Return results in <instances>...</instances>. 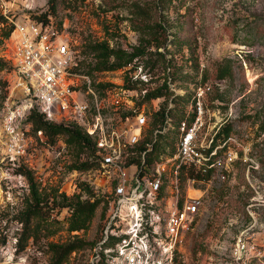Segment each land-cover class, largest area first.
Listing matches in <instances>:
<instances>
[{"label":"rangeland","instance_id":"rangeland-1","mask_svg":"<svg viewBox=\"0 0 264 264\" xmlns=\"http://www.w3.org/2000/svg\"><path fill=\"white\" fill-rule=\"evenodd\" d=\"M3 2L10 6L14 20H24L25 14L49 12L53 22L61 24L75 50L79 71L89 77L107 121L116 122L129 111L143 113L149 121L163 105L171 106L177 118L190 116L195 88L199 84L208 87L201 99L202 136L209 139L220 127L229 126L228 136L235 140L229 146L236 157L228 161L224 180L213 177L193 184L196 190L190 194L201 196V203L177 264H235L232 247L244 230L263 241L264 0H54V11L49 9V0H0V11ZM135 5L140 6L145 22L139 30L135 29L132 15ZM3 25L11 26L8 19ZM3 25L0 24V33ZM141 37L149 43H143L144 53L130 64L114 70L99 69L100 58L90 46L108 42L110 48L131 52ZM157 52L163 53L165 59ZM226 59L231 71L218 78L216 69ZM128 77L144 83L136 84L134 89L124 88ZM163 84L166 95L142 101L146 91ZM12 88L10 67L0 71V264H49L52 253L47 244L72 241L82 245L63 264H92L108 214L106 201L99 203L83 231L67 230L69 209L62 206V194L80 195L83 200L101 198L106 193L95 168L80 167L93 162L91 147L81 148L69 142L66 134L50 141L43 132L34 133L23 119L27 151L16 165L29 171L32 180L15 174L13 165L4 158L6 138L2 130L5 103L19 102ZM121 88L127 89L123 96L127 99L126 109L109 105L114 100L112 95ZM176 95L181 99L173 101ZM85 96L91 102L90 96ZM49 123L81 127L74 120ZM35 197L41 200L48 228L37 233L36 241L30 239L23 250L17 251L20 216L35 204ZM47 232L53 235L46 237Z\"/></svg>","mask_w":264,"mask_h":264},{"label":"built area","instance_id":"built-area-1","mask_svg":"<svg viewBox=\"0 0 264 264\" xmlns=\"http://www.w3.org/2000/svg\"><path fill=\"white\" fill-rule=\"evenodd\" d=\"M1 8L12 28L4 38L0 59L12 68V91L19 100L5 103L4 158L16 165L25 156L28 139L21 124L31 110L48 122L74 120L95 142V172L107 189L108 214L92 264H177L201 203V196L190 194L195 179L188 178L185 185L182 174L194 168L210 172V179L224 180L228 161L236 157L229 146L235 141L232 136L216 144V132L209 139L202 136L201 99L208 87L198 85L194 90L192 120L175 123L166 116L163 125L154 130V136L177 131L172 150L154 148L152 141L135 150L148 126L143 113L107 121L61 27L50 16L37 20L25 14L24 20H14L8 4L3 2ZM126 94L127 89L121 88L109 105L126 109ZM232 259L235 264H264V238L259 242L242 231L234 241Z\"/></svg>","mask_w":264,"mask_h":264},{"label":"trees","instance_id":"trees-1","mask_svg":"<svg viewBox=\"0 0 264 264\" xmlns=\"http://www.w3.org/2000/svg\"><path fill=\"white\" fill-rule=\"evenodd\" d=\"M54 0H49L50 5L49 9L50 11H54ZM81 2L85 0H80ZM141 8L138 5H135V8L133 9V21L135 24V29L139 30L140 27L145 26L144 22V16H141L140 14ZM49 15V12H44L39 15H33L31 16L37 20H47ZM6 22L5 17L0 13V24L3 25V23ZM57 26H61V24H57ZM12 26L5 27L2 26V30L0 33V43L4 38H6L10 31ZM143 43H149V41L145 40L144 37L140 38L139 44L132 47L131 52H125L122 49H113L110 48L108 42H100L95 43L94 45L90 46L91 50L95 52L96 56L100 58L101 66L100 70H114L122 68L128 64H130L135 58H137L138 55L144 53V46ZM157 48L160 47V42L157 41ZM158 55H160L162 58L165 59V56L161 52H157ZM110 59H113L110 62ZM226 63L223 65L222 63H219L216 71H217V77L223 78L226 74L230 73L231 67L229 65V60H224ZM151 66L153 67L154 64L152 63ZM136 66H133V68ZM10 68V65L0 59V71L4 69ZM138 83H144L139 80H132L130 77H128L125 80V83L123 84L124 88L127 89H134L135 85ZM200 85V84H199ZM166 87L165 84H163L161 87H158L152 91H146L144 94L142 101H150L154 98L161 97L163 95H166L167 92H164V88ZM178 99H181V96L176 95L173 98V101H176ZM136 111H129L127 114L132 115L135 114ZM168 116L171 118V120L175 123H178L180 120H192L194 113H191L190 116H180L177 118L173 113V108L167 107V105H163L159 108H157L150 116V120L148 121V126L145 129V132L143 134V137L140 141V144L135 148V150H140L144 147L145 143L147 141H152V147L157 148L160 147L162 150L168 149L172 150L174 147V139L177 136V131L173 130V136L170 139H167V135L169 132L165 133H158L156 136H154V130L158 127H161L164 123V120ZM27 123L31 125V128L34 133H37L38 131L43 132L44 136L47 137L50 141H53L54 138L58 135H68V141L74 142L79 147L83 148L85 146H90L92 150V158L93 162L91 163H82L80 167L82 168H90L94 167L96 168L98 164V160L96 157V149H95V142L92 138H90L81 127L77 126L75 128H66L62 125H53L46 121L44 119V116L37 112L36 110H31V112L28 114L27 118L25 119ZM261 129L264 130V123L261 126ZM230 132V127L227 125H224L223 127H220L218 131L216 132L213 144H216L218 140L226 138ZM14 173L17 175H25L27 176L30 181L32 180L30 177V172L25 170L22 165H13ZM187 173L182 174V183L184 184V181L188 178H193L195 181H204L207 182L210 180L211 173H202L199 170H196L194 168H188L186 169ZM183 173V172H182ZM32 184V183H31ZM33 185V184H32ZM35 186H33L34 189ZM90 193V190H88ZM92 196V194H89ZM62 206L67 207L69 209V215L67 218V230L70 232L73 231H83L86 230L88 227V224L90 223L95 210L99 203H104V197L101 198H86V199H80V195H74L71 197H67L64 194H62ZM41 200H38L35 197V204L30 206L26 209V211L21 214L20 216V222L22 223L21 231L19 233V237L17 238L16 243V250L21 251L25 248L28 241L31 239L33 241H36L37 239V233L41 231L42 229H47L48 225L45 226V223H47L46 217L43 216V212L41 210L40 206ZM105 207V204H104ZM53 235V232H47L46 237H49ZM80 241H72L67 244H55V243H48L47 247L49 251L52 253L51 260L49 264H63L69 254L79 248L81 246ZM102 264V263H101Z\"/></svg>","mask_w":264,"mask_h":264},{"label":"crops","instance_id":"crops-1","mask_svg":"<svg viewBox=\"0 0 264 264\" xmlns=\"http://www.w3.org/2000/svg\"><path fill=\"white\" fill-rule=\"evenodd\" d=\"M196 190V189H195Z\"/></svg>","mask_w":264,"mask_h":264}]
</instances>
